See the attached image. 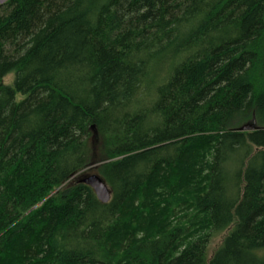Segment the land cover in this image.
Segmentation results:
<instances>
[{"label":"trees","instance_id":"16d2710c","mask_svg":"<svg viewBox=\"0 0 264 264\" xmlns=\"http://www.w3.org/2000/svg\"><path fill=\"white\" fill-rule=\"evenodd\" d=\"M0 264H264V0L0 7Z\"/></svg>","mask_w":264,"mask_h":264},{"label":"water","instance_id":"95a60500","mask_svg":"<svg viewBox=\"0 0 264 264\" xmlns=\"http://www.w3.org/2000/svg\"><path fill=\"white\" fill-rule=\"evenodd\" d=\"M8 2L9 0H0V7H3ZM250 129L251 128L249 126H245L242 128L243 131H248ZM92 130L95 132V126H92ZM77 182L91 187L97 199L101 203L108 204L111 201L112 191L105 182V180L102 177H100L98 174L81 175V177L77 180Z\"/></svg>","mask_w":264,"mask_h":264},{"label":"rangeland","instance_id":"374dc122","mask_svg":"<svg viewBox=\"0 0 264 264\" xmlns=\"http://www.w3.org/2000/svg\"><path fill=\"white\" fill-rule=\"evenodd\" d=\"M13 80H14V74H10L4 79V83L6 85L11 86L12 83H13ZM18 100H22V97L19 96ZM93 143H95V141H93ZM98 166H99V164L96 165V166H91V167L81 171L76 176H74L68 183H66L63 187L69 186L70 184H73L74 182H77V180L81 177V175L97 174V172L94 171V169H96ZM227 233H228V230L223 232V233H221V234H219V235H217L216 237H214L211 240V242H210V244L208 246V249H207V260L208 261L210 260L212 255L215 253V251L221 246V244H222L224 238L226 237Z\"/></svg>","mask_w":264,"mask_h":264},{"label":"bare ground","instance_id":"6f19581e","mask_svg":"<svg viewBox=\"0 0 264 264\" xmlns=\"http://www.w3.org/2000/svg\"><path fill=\"white\" fill-rule=\"evenodd\" d=\"M190 185V184H189ZM202 191V190H201ZM167 214V213H166ZM166 226V225H165ZM160 231V230H159Z\"/></svg>","mask_w":264,"mask_h":264}]
</instances>
